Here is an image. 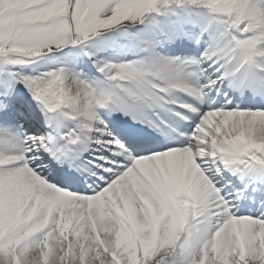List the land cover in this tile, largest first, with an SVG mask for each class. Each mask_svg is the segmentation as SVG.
Listing matches in <instances>:
<instances>
[{"label":"snow or ice","instance_id":"1","mask_svg":"<svg viewBox=\"0 0 264 264\" xmlns=\"http://www.w3.org/2000/svg\"><path fill=\"white\" fill-rule=\"evenodd\" d=\"M0 264H264V0H0Z\"/></svg>","mask_w":264,"mask_h":264}]
</instances>
